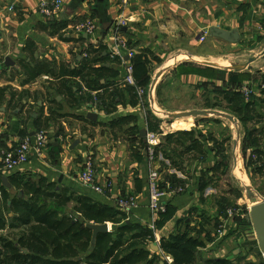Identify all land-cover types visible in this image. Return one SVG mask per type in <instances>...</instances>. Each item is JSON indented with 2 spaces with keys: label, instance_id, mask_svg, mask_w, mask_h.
<instances>
[{
  "label": "crops",
  "instance_id": "1",
  "mask_svg": "<svg viewBox=\"0 0 264 264\" xmlns=\"http://www.w3.org/2000/svg\"><path fill=\"white\" fill-rule=\"evenodd\" d=\"M62 1L64 7L61 14L55 19L46 20L38 12L39 0H0V151L15 150L21 140L24 139L19 136L21 130L26 132V137H33L37 132L34 127V120L41 114L27 113L36 101H38V109L45 107L44 115L47 114V102L49 100L54 98L62 104V111L58 113L64 117L56 121V126L63 129L64 133L66 132L65 134L63 132L57 133L53 128L56 123L54 122L50 126L49 143L42 156L30 154L28 162L12 173L5 172L0 163V172L6 178L16 174L33 179L45 178L49 182L57 183L58 190L65 188L111 207H117L115 200L119 196H134L138 200V208L126 213L129 217L128 220L151 227L158 215L153 214L149 208L148 179L151 168L147 157L142 162L137 161L134 157L131 142H129V138L134 139V136L124 135L127 127L124 129L111 128L113 121L123 116H132L135 122L131 124V127L137 126L141 132L146 131L148 133L147 112L149 106L147 104L149 103L143 99L137 107L118 106L117 112L110 115L100 112L98 109L96 111L90 110L89 102L80 103L79 106L77 105L78 107L74 108L69 106L65 96L58 95L55 90L50 88V82H53L52 77L44 75L34 83L24 86L23 82L27 80L25 73L20 81L14 73L17 69L21 70L22 61H29L30 49L35 51L37 60L56 63V60H53L48 53L46 54L43 48L38 49L39 45L34 38L35 35H45L48 30L54 29V25H57L55 28H62L65 31L74 28L78 32H80L78 27L88 21H92L97 27L94 37L81 32L79 35L76 31L73 35L74 41L71 38H65L62 42L64 48H61L63 49V60L57 62L56 66L64 64L78 68L80 61L88 57L87 51L99 45L106 46L109 54L113 43V23L123 12L119 1L85 0L83 3L77 0ZM12 6L15 8L13 11L11 10ZM124 15L130 21L122 29L123 38L135 53L147 49L162 60L161 65L153 66V68L155 67V77L163 71V75L158 80L153 92L155 104H157L155 96L161 104L160 98L164 101V95L168 93L173 84L178 87H197L203 84L219 86V83H223V79L225 83L232 84L236 82V79L253 77L254 75L257 76L254 80L261 79L262 82L264 79V71L257 72L255 70V65L264 57H260L252 64V70H246L248 74L245 71L237 73L226 68L207 66L204 62L206 57L199 50L205 42L232 47L242 44L249 46V54H255L253 57H257L256 55L262 53L264 49V0H132L130 8L124 12ZM212 28L238 32L241 40L239 43L231 44L214 38L211 35ZM75 43H77L76 46ZM68 49H73L74 53H78L74 65L69 64L71 54ZM38 50L40 54H38ZM51 53L52 51H50ZM18 55H20V60L18 62L13 61L15 65L7 68L5 66L6 59ZM186 58L189 59L184 60ZM164 63L169 66V69L164 68L160 71V66ZM215 63L219 64L217 61ZM220 65L228 66L222 63ZM207 67L208 69L205 71ZM120 70L121 76L118 80L122 82L125 76V66L120 67ZM208 72L210 74L223 73V78H220L222 81L219 77L205 74ZM151 76L153 83L155 78L152 72ZM39 80H47L48 82L38 86ZM76 82L83 88L82 91L84 92L81 95H91L93 91L82 85L80 80ZM254 82H247L246 84L252 83L256 86L257 84ZM30 93L31 97L26 98L24 96L25 94L29 96ZM22 96L24 97L23 101H18ZM36 97L40 98L35 100ZM256 97L264 100V93L259 91ZM147 100L153 107L150 93H148ZM19 105L21 107L27 106H23L21 111ZM64 106L76 110L75 113L81 108H87V110L82 117L76 113L78 117L73 119L74 116L72 115L74 114L70 115L69 112H64ZM90 113L99 116L97 122H92L87 118ZM27 115H31L32 119H27ZM83 118L90 122L83 121ZM70 120L74 123L71 130L67 126V122ZM161 130L166 133L162 125ZM171 131L169 129L168 133H173ZM192 131L196 132L195 139H199L200 135L207 138L208 133L211 134L206 126H202L198 131ZM201 142L203 151H208L207 158L210 157L212 152L208 148L213 147V142L210 140ZM191 153L194 154V151ZM186 156L182 160L185 162V171L183 172L162 167V163L157 162L156 167L159 170L162 168L160 172L163 180L164 174H174L178 179H182L177 173H174L175 171L182 173L186 179L184 184L179 185V188L184 187L181 192L161 189L165 192L163 204L174 207L176 215L162 230L155 233L158 241L175 233L180 220L190 219L195 222L197 219L195 215L202 213L211 220H215L218 216L217 209L209 205L212 201L208 196L209 188L204 193L200 189L204 180L202 176L204 161L201 159L195 161L199 164H195L192 161H185ZM88 160H91L95 165L100 185L105 187L107 184H111L113 186L114 195L112 197L106 193L97 194L82 185L80 176ZM110 230L111 225H109ZM158 241L156 244H151L150 247L154 253L162 254ZM220 242L219 238L215 240L214 237V241L208 244L206 251L214 250L211 253L216 256L219 252L215 250V246H219Z\"/></svg>",
  "mask_w": 264,
  "mask_h": 264
},
{
  "label": "trees",
  "instance_id": "2",
  "mask_svg": "<svg viewBox=\"0 0 264 264\" xmlns=\"http://www.w3.org/2000/svg\"><path fill=\"white\" fill-rule=\"evenodd\" d=\"M28 54L29 61H22L20 66L27 78L23 82L24 86L34 83L44 75L52 77L50 88L58 95L65 96L70 107H76L80 103L92 101L90 94L81 95L84 92L83 88L76 82L80 80L88 90L101 94L98 95V110L107 115L116 113L118 106L137 107L143 99H147L152 83L153 66L162 63V60L150 50L144 49L135 53L131 63L136 85L130 86L118 80L124 60L111 59L107 47L103 45L90 48L87 51L88 57L80 61L78 68L39 61L32 49ZM254 83L264 86V79L262 82L260 79ZM141 91L143 95L140 94ZM262 92L264 93V90ZM226 93L231 94L228 96L230 101L234 98L239 99L241 106L236 108V111L241 112L239 120L242 124L255 120L256 116L252 113L256 107L261 106L262 110L264 109V100H258L257 97L254 99L255 95L247 102L238 90ZM23 98L20 97L18 101H23ZM34 103L37 106L38 101ZM39 109L44 112L45 107ZM60 111L62 104L54 98L49 100L47 114L42 113L34 120L35 130H50L54 122L64 117L58 113ZM257 116L258 120L264 119V114ZM83 121L90 122L86 118H83ZM134 122V117L123 116L113 121L111 128L127 127L124 135L134 136V139L129 138L132 152L137 161L142 162L146 159L148 147L146 138L141 137L138 127H131ZM161 124L162 121L149 110L148 132L162 134ZM258 133L259 129H252L247 135V142L254 147L246 164L248 169L254 164L252 161L254 158L257 163H264V149H260L257 144L260 141ZM195 135L194 131L167 134L155 148L156 159L162 154L170 161L172 169L185 171V162H182L184 156L191 151L206 153L203 151L201 141H214L213 137L206 138L203 135L199 136L200 141L195 139ZM19 136L25 138L27 135L21 130ZM180 137L188 138L187 142H191L192 146L186 145V140ZM162 165L169 168L164 163ZM215 165L207 174L202 172L204 178L200 187L202 193L210 187L208 180L215 178L219 171L220 176L227 175L229 165L226 156H221ZM3 177V173L0 172V264H169L165 256L172 258V264H197L199 250L206 249L208 244L214 241L210 230L214 220L203 213L195 215L197 217L195 222L190 219L180 220L175 233L158 241L155 233L162 230L175 217L174 207L165 205V211L158 214L152 229L129 221L128 215L118 207L103 205L88 196L76 194L65 188L58 190L57 183L49 182L45 178L33 179L21 174L8 176L11 188H7ZM164 181L165 185L172 186L185 182L174 174H164ZM163 182L161 178L160 183ZM159 187L163 188L161 184ZM104 224L111 225V230L98 234L92 247L93 230L89 225ZM8 231H16L17 235L5 234ZM157 241L162 254L151 250L150 245L156 244ZM205 264L229 263L227 260L217 259L208 260Z\"/></svg>",
  "mask_w": 264,
  "mask_h": 264
},
{
  "label": "rangeland",
  "instance_id": "3",
  "mask_svg": "<svg viewBox=\"0 0 264 264\" xmlns=\"http://www.w3.org/2000/svg\"><path fill=\"white\" fill-rule=\"evenodd\" d=\"M55 27H57V25H54V29L48 30L45 35H35L34 38L39 45L38 49L40 50V48H43L46 51V54L48 53L53 60H56L55 64H57V62H61L63 60V49H61L64 48L62 44V42H64L63 40L65 38H71L74 41L73 35L77 31V29L70 28L65 31V29ZM78 34L80 35V32H78ZM76 44L77 43H75L74 45L76 46ZM59 47L60 49H58ZM39 50L38 54H40ZM199 50L200 53H202L206 57L204 59L205 63H215V61H219V64H227L228 66L231 63H246L249 57L251 58L255 55L249 54V46L242 44H238L232 47L225 45H214L212 43L205 42L200 46ZM50 51H52L51 54ZM68 51L71 54L69 64L74 65L75 57L78 55V53H74L73 49H68ZM10 58L13 61L18 62L20 60V55L16 57L11 56ZM187 59L189 58H186L184 60ZM255 66V70H257V72L260 70L264 71V59H260L259 63H257V65ZM164 68L168 70L169 66H166V64L164 63L162 66H160V71L161 69L164 70ZM207 69L208 67L205 68V71ZM14 73L16 74L19 81L22 80V76L24 77V73L19 69H17V71ZM245 73L248 74V71H245ZM205 74H207L208 76L211 75L214 77H219V79L223 78L222 76H224V74L221 72L216 74H210V72H208ZM152 75L155 78V67L152 69ZM255 76L256 75H254L253 77H243L240 79H236V82L232 84L225 83L223 79V83H219V86H215L214 84H203L197 87H178L173 84L168 93L164 95V101L162 100V98H160L161 104H159L157 97L155 96V101L157 104L154 103L155 106L153 105V107L150 106L151 103L149 102V100L145 99L146 102L149 103V110H151L152 114L162 121L161 125L164 128L166 134H173L176 132H190L192 130L198 131L202 126H206V128H208V132H210L211 134L209 135L208 133L207 137H213L212 139H214L215 141L214 142L212 140L214 144H212V142L210 143L213 147L208 148L212 152L210 157L207 158L208 151H206V153L202 152V154L194 151V154H192L191 152L187 153L185 161H192V163L199 164L195 161H199L202 159L204 161L202 165V172H205V174H207L216 166L215 164L217 161H219L221 156H226L228 158L229 168L227 171V175L220 176L221 172L219 171V174H217L215 178L208 180L210 184V187H208V196L211 198L210 200H212L210 202L211 204L209 203V205L210 207L213 206V208H216L218 211V216H216V220H214L212 225L210 226V230L215 237V240L219 238V234L221 231L225 232V236L223 237V239H219V241H221L219 246H215V250H217L219 254L215 256L213 253H211L214 250L206 251V249H200L197 264H205V262L208 260L217 259L227 260L229 264H264V258L260 252L249 215V208L254 202H251L247 199L246 193V187H251L254 191L259 193L261 197L264 198V163H257L256 158H254L252 159L254 164L250 169H248L246 165L250 158L252 150L254 149V147L247 142V135L250 130L259 129L258 138H260V141L257 144L260 149H264V119L258 120L259 116H257L258 114H264V112L262 111L261 106L256 107L252 113L253 116H256L255 120L247 124H242L239 120L241 118V112L236 111V108L241 106L239 99L234 98L233 101H230L228 99V96H231V94L226 93V91H240L241 87L244 86V84H246L247 82L256 81L254 80V78H256L257 76ZM258 78L260 77L258 76ZM39 81L40 82L38 86H42L48 82L47 80ZM220 81H222V79H220ZM148 93H150V89ZM24 96L26 98H29L31 97V93L29 96H27V94H25ZM39 98L36 97L34 99L37 100ZM254 99H256V96H254ZM19 107L22 111V107L20 105ZM63 109L64 112H69L70 115L74 114L72 115L74 116L73 119L78 117V115L82 117L87 110V108H81V110H77L76 113L78 115H76V110L74 109L71 110L66 106H64ZM205 109L220 111L222 113L236 117L239 120L241 127L240 139H237L235 126H233L226 119H216V117L212 116L206 119L188 118L182 121H174L164 115L165 113ZM27 113L37 115L44 112L40 111L35 103V105L32 106L31 109L27 111ZM27 116V119H32L29 115ZM67 123L68 129L71 130L74 127L73 121L70 120ZM56 124L57 123L54 124L53 128L57 131V133L61 134L64 130L59 127L57 128ZM169 129L172 130L171 132L173 133H168ZM43 130L49 133L48 129ZM65 133L63 132V134ZM180 138L186 140V145L189 144L187 142L188 138ZM236 141H238V147L236 152H234V144ZM189 146H192V144H189ZM235 156L237 159V165H235L234 162ZM238 162L242 165L241 170H237ZM261 165L263 167H260ZM243 174L245 175L247 180L243 178ZM163 181L164 180L162 179V182ZM164 182L161 183V186H163V188L161 187V189L168 190L167 185H165ZM171 188L178 189L179 185H171ZM229 209H233L235 211V216L229 219V223L223 230L222 225L225 224L227 220V212ZM230 230L232 231L230 232ZM5 234L17 235V232L8 231Z\"/></svg>",
  "mask_w": 264,
  "mask_h": 264
},
{
  "label": "built area",
  "instance_id": "4",
  "mask_svg": "<svg viewBox=\"0 0 264 264\" xmlns=\"http://www.w3.org/2000/svg\"><path fill=\"white\" fill-rule=\"evenodd\" d=\"M120 7L122 8V14L116 18L113 23V43L109 51L111 59L120 58L124 60L125 66V76L123 83L130 86H135L136 81L134 79V70L131 63V60L135 56V51L130 47L129 43L123 38L122 29L130 21L127 16L124 15V12L130 8L132 0H118ZM64 7V2L62 0H39L38 3V12L46 20H51L57 18ZM15 8L12 6L11 10ZM78 30L81 33L86 34L87 36L94 37L97 27L92 21H88L85 24H82L78 27ZM264 90V86L253 85L252 83L244 84L241 87L240 92L244 96L247 102H250L253 95H257L259 91ZM143 95V92H140ZM92 101L89 103V109L96 111L98 109V95L99 92H91ZM166 133L155 134L147 133L146 143H147V153L146 157L150 165L151 171L148 179V189H149V208L150 211L158 215L161 212L165 211V205L163 204V199L165 197V192L160 189L161 174L160 170L156 167L157 162L166 164L171 168V163L169 160L165 159L162 154L158 155L156 159L155 148L162 142V139L166 136ZM49 143V133L41 130L37 131L33 137H26L21 140L18 147L10 152L0 151V163L5 172L12 173L17 170L20 166L26 164L29 160L30 154L36 156H42L47 144ZM177 173L183 181H186L182 173ZM80 181L82 185L86 188L91 189L97 194H108L111 197L114 195L113 186L107 184L105 187L101 186L97 178L95 165L91 160H88L83 168V171L80 176ZM168 190H174L176 192L183 191V188L172 189L170 184H167ZM116 206L120 208L125 213H130L132 210L138 208V200L134 196L122 197L119 196L116 198ZM228 217L225 224L222 225L224 230L229 219L235 216V211L229 209ZM154 229V226H151ZM225 232L221 231L219 234V239H223ZM165 256V255H164ZM169 264L173 263V260L169 256L164 257Z\"/></svg>",
  "mask_w": 264,
  "mask_h": 264
},
{
  "label": "water",
  "instance_id": "5",
  "mask_svg": "<svg viewBox=\"0 0 264 264\" xmlns=\"http://www.w3.org/2000/svg\"><path fill=\"white\" fill-rule=\"evenodd\" d=\"M78 2H84L85 0H77ZM99 1H105V0H99ZM211 35L214 38L221 39L227 43L231 44H236L239 43L241 38L238 34V32H228L225 30H221L219 28H212L211 29ZM260 57H264V49L262 53L257 56V57H252L248 60V62L244 64L240 63H231L229 66L223 67L220 64L216 63H210L206 62L205 64L209 67H214V68H226L229 71L241 73L246 70H252V64H254ZM15 63L11 58H7L5 61V66L7 68L14 66ZM163 75V71L159 72L155 80L150 86V98L151 102L153 105L154 100H153V92L155 90V87L157 85L158 80L160 77ZM169 119L177 121V120H183V119H188V118H209V117H216V118H222L228 120L233 126L236 128L237 132V139L239 140L241 137V127H240V122L239 120L229 114L222 113L220 111H214V110H192V111H186V112H174V113H165ZM36 117V116H35ZM98 115L94 113L88 114L87 118L91 120L92 122H97L98 120ZM141 137L146 138L147 137V132L142 131L141 132ZM238 147V141L235 142L234 144V152H236ZM235 165H237V159L235 156L234 159ZM4 184L7 186V188H10V184L8 183V180L6 177L3 178ZM246 193H247V199L252 203L251 207L249 208V215L251 219L252 226L254 228V232L256 235L257 243L260 249V252L264 258V198L259 195L256 191H254L251 187H246ZM22 195V194H21ZM89 228L93 230V241H92V247L95 244L96 238L98 234L100 233H106L109 232V224H104V225H89ZM157 249V246H155Z\"/></svg>",
  "mask_w": 264,
  "mask_h": 264
},
{
  "label": "bare ground",
  "instance_id": "6",
  "mask_svg": "<svg viewBox=\"0 0 264 264\" xmlns=\"http://www.w3.org/2000/svg\"><path fill=\"white\" fill-rule=\"evenodd\" d=\"M183 58H185V57H183ZM218 62H219V61H218ZM189 119H190V118H189ZM183 120H184V119H183ZM180 121H182V120H180ZM241 169H242V165H241V163H239V167H238L237 170H241ZM243 178H244L245 180H247L244 174H243Z\"/></svg>",
  "mask_w": 264,
  "mask_h": 264
}]
</instances>
